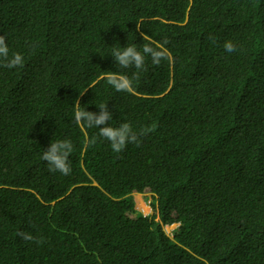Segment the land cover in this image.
I'll return each instance as SVG.
<instances>
[{"label":"trees","instance_id":"trees-1","mask_svg":"<svg viewBox=\"0 0 264 264\" xmlns=\"http://www.w3.org/2000/svg\"><path fill=\"white\" fill-rule=\"evenodd\" d=\"M141 32L169 58L119 69ZM0 35L24 59L0 66V264H264V0H0ZM76 101L156 129L115 153ZM62 139L69 175L41 159Z\"/></svg>","mask_w":264,"mask_h":264},{"label":"clouds","instance_id":"clouds-1","mask_svg":"<svg viewBox=\"0 0 264 264\" xmlns=\"http://www.w3.org/2000/svg\"><path fill=\"white\" fill-rule=\"evenodd\" d=\"M143 23L144 21L136 23V29L139 30ZM140 34L144 40L149 41L148 43L143 44L142 49H137L133 46L120 48L114 47L112 49L110 55L114 58L116 66H118L119 69L135 68L138 70H146V57H150L153 65H159L162 60L169 58V54L163 45L157 44L153 47L154 42L151 41L145 33L141 32ZM209 38L214 42V37L210 36ZM223 46L227 52H234L236 50L235 46L230 41H226ZM23 64L24 59L21 54L15 53L12 56H9V49L5 42V37L0 35V66L11 69L23 67ZM100 79H105L116 91L128 93H133L134 91L132 81L127 75L119 71H107V74L100 77ZM96 83H99V80L90 84L88 87L94 88ZM75 104L76 107L73 117L74 123L81 127L97 128L98 136L108 141L112 151L115 153H120L129 143H134L139 146L141 137L155 131L156 129V125L153 124L136 132L127 122H122L119 126L113 127L109 124V121L112 120V113L107 110L106 103L98 106V113L87 111L85 108L81 109L79 101H76ZM95 140V137L89 139L87 141L88 145L94 144ZM72 151L73 144L68 139L51 141L48 148L43 150L41 159L47 163L49 172H59L62 175H69L71 172V166L68 162V158ZM18 235L25 241H31L34 239L30 233L19 232Z\"/></svg>","mask_w":264,"mask_h":264},{"label":"rangeland","instance_id":"rangeland-1","mask_svg":"<svg viewBox=\"0 0 264 264\" xmlns=\"http://www.w3.org/2000/svg\"><path fill=\"white\" fill-rule=\"evenodd\" d=\"M134 206L137 212H140L142 214H149L153 212V208L151 207L150 202L152 201V194L150 193H133L132 194ZM142 205H145L148 209L146 211H143ZM178 226V223L174 222L173 224H163L162 228L165 231L166 234H168L170 237L174 234L176 228Z\"/></svg>","mask_w":264,"mask_h":264},{"label":"bare ground","instance_id":"bare-ground-1","mask_svg":"<svg viewBox=\"0 0 264 264\" xmlns=\"http://www.w3.org/2000/svg\"><path fill=\"white\" fill-rule=\"evenodd\" d=\"M141 207H142L143 211H146L148 209L145 205H142V204H141ZM171 224H173V223H171Z\"/></svg>","mask_w":264,"mask_h":264}]
</instances>
